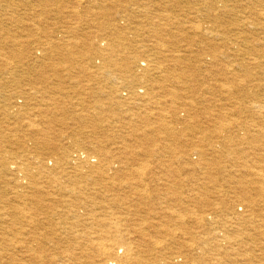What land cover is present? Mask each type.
Wrapping results in <instances>:
<instances>
[{"label": "bare ground", "instance_id": "obj_1", "mask_svg": "<svg viewBox=\"0 0 264 264\" xmlns=\"http://www.w3.org/2000/svg\"><path fill=\"white\" fill-rule=\"evenodd\" d=\"M0 264H264V0H0Z\"/></svg>", "mask_w": 264, "mask_h": 264}, {"label": "rangeland", "instance_id": "obj_2", "mask_svg": "<svg viewBox=\"0 0 264 264\" xmlns=\"http://www.w3.org/2000/svg\"><path fill=\"white\" fill-rule=\"evenodd\" d=\"M116 121H120V116L119 117H116V118H113V119H111V118H109V120H107V123H105V125L106 124H111V126L112 127H106V129H105V134H104V137L107 139V141H105V143H104V145H105V147H106V149H107V151L110 153V156H112V157H115V155H116V157L119 155V153H117L115 150H114V148H113V146L111 145V142H113V140H115V141H117L116 139H117V135H118V133H117V127L115 126V124H114V122H116ZM114 130V131H113ZM106 131H107V133H106ZM112 131V132H111ZM109 133H111V134H109ZM111 140V141H110ZM107 142V143H106ZM107 144H109V146H107ZM111 146V147H110ZM114 150V151H113ZM115 153V154H114ZM112 154V155H111ZM120 156V155H119ZM197 174H199V172L197 173Z\"/></svg>", "mask_w": 264, "mask_h": 264}]
</instances>
